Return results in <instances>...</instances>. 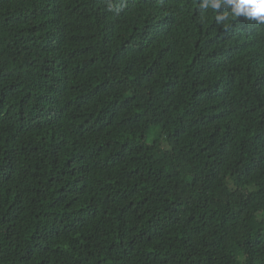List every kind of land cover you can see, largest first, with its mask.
<instances>
[{"label": "trees", "instance_id": "trees-1", "mask_svg": "<svg viewBox=\"0 0 264 264\" xmlns=\"http://www.w3.org/2000/svg\"><path fill=\"white\" fill-rule=\"evenodd\" d=\"M199 2L0 0V264H264V25Z\"/></svg>", "mask_w": 264, "mask_h": 264}, {"label": "clouds", "instance_id": "clouds-1", "mask_svg": "<svg viewBox=\"0 0 264 264\" xmlns=\"http://www.w3.org/2000/svg\"><path fill=\"white\" fill-rule=\"evenodd\" d=\"M199 9L216 13L217 23L227 19L244 17L245 20L264 25V0H200ZM223 8V13L220 9Z\"/></svg>", "mask_w": 264, "mask_h": 264}, {"label": "rangeland", "instance_id": "rangeland-1", "mask_svg": "<svg viewBox=\"0 0 264 264\" xmlns=\"http://www.w3.org/2000/svg\"><path fill=\"white\" fill-rule=\"evenodd\" d=\"M233 193H234V197L236 198V200H239L240 195H245L246 196L245 192H243L241 190H235ZM255 223L258 224V221L255 220ZM238 258H239L240 262H242L245 259V255L243 254V252L239 253V257Z\"/></svg>", "mask_w": 264, "mask_h": 264}]
</instances>
